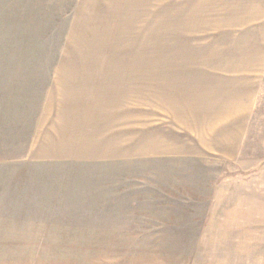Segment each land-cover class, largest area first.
I'll use <instances>...</instances> for the list:
<instances>
[{"label": "rangeland", "instance_id": "rangeland-1", "mask_svg": "<svg viewBox=\"0 0 264 264\" xmlns=\"http://www.w3.org/2000/svg\"><path fill=\"white\" fill-rule=\"evenodd\" d=\"M76 4L0 0V197L32 198L33 214L53 209L78 228L7 238L5 249L30 252L0 264H97L126 248L116 260L264 264V0H97L88 40L78 29L67 39ZM77 69L95 89L56 83ZM254 90L239 156L205 151L215 137L230 144L229 101ZM47 92L53 119L85 99L86 141L72 145L85 159L17 162Z\"/></svg>", "mask_w": 264, "mask_h": 264}, {"label": "crops", "instance_id": "crops-1", "mask_svg": "<svg viewBox=\"0 0 264 264\" xmlns=\"http://www.w3.org/2000/svg\"><path fill=\"white\" fill-rule=\"evenodd\" d=\"M74 14L76 21L73 18V21H70V25H68L67 31V39L71 37V30L78 29L79 35L84 34V39L88 40L94 36L97 37V0H77V4L75 6ZM264 20V18H262ZM93 30V32L87 33L86 31ZM95 31V32H94ZM264 44V37H263ZM260 43V45H262ZM88 71H83L80 69L67 71L69 74L67 78H63L56 81V83L61 85L62 88H65L68 93L73 94H85V89H87V84H89V89L93 86L95 89L96 81L93 83H87L86 73ZM89 78V77H88ZM56 84V85H57ZM57 85V86H58ZM72 95V94H71ZM70 95V96H71ZM48 92L46 94L47 101L41 107V112L34 119V127L31 131L30 138L28 140L27 149L21 159H18L17 162H22L26 164H32L34 166L52 164L54 162H64L66 160H75V159H85V155H77L76 151L78 149H72V145H75L73 148H78V146H84V142L86 141V131H87V122H86V101L77 102V105L69 104L66 108L68 110L67 113L64 114L63 117L60 118H48V111L51 108V102H48ZM243 99L237 101H229L228 108L234 113H230L231 116L234 115L237 121H233L229 128L223 130L224 134L229 138H226L230 143L227 147L223 148L221 145L222 140H217L215 137V141L205 140L201 142L203 144L204 150L209 152L220 151L219 154L227 158H236L240 154V147L242 143V138L244 134V126L248 124V120L253 114V112L257 109V99L258 92L254 90L252 93L249 92L243 95ZM79 110L77 112H71L69 110ZM53 110V109H52ZM43 111V112H42ZM43 114V115H42ZM220 134V133H219ZM222 147V148H221ZM129 157V156H125ZM4 160H0V174L1 173H9L6 172L3 167H8L4 165ZM12 168V167H11ZM30 167L22 166L18 169V173H27V169ZM35 168V167H33ZM13 169V168H12ZM30 170V169H29ZM25 179H22V185L25 183ZM28 179V178H27ZM6 180V179H5ZM3 180V181H5ZM11 200L3 199L0 197V253H28L27 249L17 250V249H5L8 247V243H6L5 239L7 238H43V237H54L60 236L59 234L53 235V233H49V231L64 229V234H69L70 229H78L76 227H72L69 225L65 227H61L63 222L56 221L53 213V209H50V212L46 215H42L38 217L37 214H33L31 212V207L38 206L37 203L32 202L29 197H10ZM18 199V200H14ZM127 205V201H125ZM43 204V203H40ZM117 201H112L110 205H116ZM48 206H51V203H47ZM6 206H9L8 212H6ZM35 211V210H34ZM48 212V211H47ZM122 214V213H121ZM124 216L125 220H127L128 213L127 208L126 211L121 215ZM115 215V214H114ZM109 221H114V218L110 217ZM112 224V223H111ZM60 225V226H59ZM59 226V228H54ZM117 227V226H116ZM115 227L109 225V232L111 235H114L113 229ZM121 236V234H120ZM122 237V236H121ZM29 244V243H28ZM34 244V243H33ZM35 245V244H34ZM15 246V244H12ZM200 248V247H199ZM128 248L119 253H110L111 258L104 260L107 257H103L101 261L97 260V264H133L132 260H128V256L125 258V262L122 260V256L116 260L115 256L117 254H132V250L128 252ZM176 261H171L166 264H185V260L179 254ZM197 256L193 257L191 262L187 264H194L195 260H198ZM185 261V262H184ZM160 264V263H157ZM163 264V263H161ZM202 264H205L202 262Z\"/></svg>", "mask_w": 264, "mask_h": 264}]
</instances>
